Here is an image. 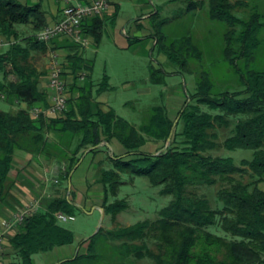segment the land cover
I'll return each instance as SVG.
<instances>
[{
  "label": "trees",
  "instance_id": "trees-1",
  "mask_svg": "<svg viewBox=\"0 0 264 264\" xmlns=\"http://www.w3.org/2000/svg\"><path fill=\"white\" fill-rule=\"evenodd\" d=\"M188 1L189 9L193 8L196 1ZM251 1L210 0L209 10L213 20L226 25L222 53L238 74L243 88L214 93L216 83L211 73L202 70L197 90L189 94L179 113L169 147L155 154L144 152L141 147L148 140L147 134L165 140L171 136L175 122L169 118L166 106L154 107L149 122L137 128L113 109L108 112L96 109L92 85L88 84L79 86L78 97L69 98L70 110L68 108L64 114L34 118L30 109L46 104L47 94L39 89L42 72L31 57L33 52H46L47 43L38 41L36 34L20 38L18 25H29L38 32L47 26L46 13L41 3L30 5L19 0H0V37L15 39L7 50L0 52V69L6 76L0 80V94L12 102L28 105L17 113L0 107V200L15 153L44 150L48 132L77 139L73 153L56 148L57 159L67 165L61 173L66 181L70 180L86 150L92 147L95 148L90 151L98 150L102 143L116 138L128 152L122 156L110 155L113 166L101 174L105 214L115 216L128 206L125 199L118 198L124 173L132 177L147 176L154 185L162 186L163 194L173 195L156 221L144 220L108 230L111 238L120 241L114 244L111 254L120 264L145 257L154 260V264H264V188L260 185L264 182V69L248 67L264 45V14L257 5L248 18L236 13L240 8H249ZM102 16L84 21L81 28L84 35L94 36L97 43L102 38ZM165 39L164 32L157 28L159 51L175 65L182 64L184 71L192 72L188 59L181 56L188 53L200 58L199 46L188 36L170 43ZM68 63L75 75V84L80 73L90 76L93 70V63L80 54L78 43L71 49ZM9 65L11 69L7 70ZM10 73L16 78L9 79ZM167 75L163 68L152 65L154 83L163 84ZM106 88H109L107 76L99 90ZM232 123L235 125L233 133L224 141V146L229 150H254L253 158L243 160L241 166L232 157L210 154L219 147L218 134L212 130L229 127ZM248 170L252 172V181L236 177ZM219 182L222 186L218 197L224 205L218 208H214L207 197L191 193L189 189ZM78 209L69 196L63 195L53 198L47 210L28 215L10 236V246L18 256L12 264H35V254L73 244L75 233L60 223L57 213L75 216ZM214 228L224 234L214 232ZM103 230L83 240L75 257L56 264H110L112 259L106 257V248L98 250L93 242ZM149 240L157 244L159 251L149 246ZM85 245L88 249L82 251Z\"/></svg>",
  "mask_w": 264,
  "mask_h": 264
},
{
  "label": "rangeland",
  "instance_id": "rangeland-1",
  "mask_svg": "<svg viewBox=\"0 0 264 264\" xmlns=\"http://www.w3.org/2000/svg\"><path fill=\"white\" fill-rule=\"evenodd\" d=\"M164 1L165 0H153V3L157 5ZM194 1H196L195 6L189 9L188 0H167L164 7L160 8L159 17L154 20L156 27L161 29L166 35L165 42L170 43L176 39L180 40L188 36L191 37L193 43L202 50L200 58L188 53H183L181 56L188 59L187 61L192 72L184 71V69H182V64L175 65L168 59V56L164 52L159 51L157 45L150 48L147 43H138L134 45L132 49H122L117 44L114 36L108 31L105 32L103 42L99 47L92 45L87 51L86 57L94 59L95 61L94 69L91 72L92 84L96 86L100 85L105 75H109L111 89L105 94L106 105L115 109L118 115L127 119L137 128L149 122L154 107L156 106L168 107L170 109L168 112L169 118L177 124L179 121V113L189 99V94L197 90L199 73L202 70L211 73L216 83L214 93L225 90L236 91L243 88L238 74L224 58L222 53L226 25L211 18L209 13L210 0ZM255 5H257L259 10L264 14V0H253L249 8H240L236 13L240 17L248 18ZM124 9L133 10L132 4L130 7L127 5L124 6ZM18 30L20 32V38L37 34L29 25H18ZM152 36L155 40L157 38V32L154 31ZM8 48V45L0 46V52H4ZM31 60L37 68H45L50 64L49 62H51V58L48 54L39 56L36 52L32 53ZM152 65L161 67L167 72V83L157 84L152 81ZM242 65L246 66V62L242 61ZM248 67L252 69H264V45L261 47L259 53H257L255 61L249 63ZM10 69L9 65L7 70ZM80 74L77 80L78 84H75L76 79L75 82H69L67 79L69 73H67V71L64 72V77L68 85L69 98L78 97L79 86L88 85L90 83L88 73L83 72ZM5 77V71L0 69V80H4ZM8 78L15 79L16 76L10 73ZM96 91L98 90H95V92ZM11 103L12 101L8 97L0 94V107L3 110L10 111L11 106H9V104ZM204 109L206 110L207 108L205 107ZM234 126V123H232L229 127H217L215 130H212V132L218 134L217 141L219 147L211 151L210 154L213 156L232 157L235 163L241 166L243 160H251L253 158L254 150H229L224 146V141L233 133ZM176 129L177 125H175L173 129L174 133ZM49 138H53V135L51 136L50 133ZM147 138L148 140L145 144H148L141 148V150L148 153H160L168 148L171 143H169L168 140L157 139L149 134H147ZM54 146L55 145L51 144L49 140L45 149L55 152L57 149H55ZM122 147L123 146L118 141L112 148H110L109 145L103 146L102 153L106 156L104 168L110 169L113 166L109 161V156L112 155L113 152L117 156L125 155L128 152V150L124 147L122 149ZM60 163L63 164L65 161L63 160V162ZM60 177L61 175H58V178ZM236 177L245 182L253 180L251 170H248L244 174H236ZM51 178H53L52 175L49 179ZM123 181L124 183L121 184L119 188L118 198L127 201L128 206L125 210L112 216L105 214L102 205V211L96 206H92L89 209L80 208L77 210L75 216L71 217L68 221H60L63 226L71 229L75 233L76 241L74 244L80 248V243L83 240L93 236L97 232L100 222L104 217L102 225L104 230L102 233L98 234L93 242L98 250L106 248V257L112 259L108 258L111 260L110 264L121 263L114 258L115 256L111 255L113 253L112 248L114 244L120 243V241L111 238L108 234V230L130 226L144 220L156 221L160 218V211L168 206L173 199V195L163 194L161 192L162 186L154 185L147 176L136 175L132 177L129 173H124ZM9 183L10 179L6 185V189L4 188L3 195L6 192V194L9 195ZM260 185L264 188V182ZM221 186L222 183L219 182L216 185L191 186L189 189L191 193L207 197L212 206L218 208L224 205L218 197V190ZM213 230L218 234H224L221 229L214 228ZM148 243L152 249L159 251V247L153 240H149ZM84 248H86V250ZM84 248H82V251H87L88 245H85ZM65 252L49 251L38 253L34 255V262L35 264H56L75 256V254L67 253L68 256L66 257L64 256L66 255ZM17 258L18 256L13 252L11 246L5 245L2 254V264H12ZM132 259H134V257H132ZM126 262L127 264H154V260L148 257L137 259L135 262L129 259Z\"/></svg>",
  "mask_w": 264,
  "mask_h": 264
},
{
  "label": "crops",
  "instance_id": "crops-1",
  "mask_svg": "<svg viewBox=\"0 0 264 264\" xmlns=\"http://www.w3.org/2000/svg\"><path fill=\"white\" fill-rule=\"evenodd\" d=\"M19 1L30 5L41 3L46 13L48 26L56 24L64 17V9L70 3H88L92 0ZM166 1L167 0H165L161 4L158 3L157 5H155L153 3V0H112L110 9L102 16L104 20V26L101 41L97 43L94 36L87 35L89 38V44H80V54H82L86 60L93 63L94 69L95 61L94 59L86 57L87 51L92 45H94L95 47H99L103 42L105 32L107 31L112 36H114L117 44L122 49H132L134 48V45L138 43H147L150 48L156 46L157 38L155 36L156 39L154 40L152 36L154 31L157 32V27L154 23V20L155 18L159 17L160 8L164 7ZM131 4L133 10L124 9V6L127 5L128 7H130ZM158 12L159 14H157ZM75 44L76 42H74L72 39L66 36H60L50 42H47L46 52L42 51L41 53V51H36V53L39 54V56L48 54L50 58L52 53H57L63 71H67V73H69V75H67V79L69 80V82H75V75L73 74L72 69L68 63V56ZM154 66L156 68H160L156 65ZM38 69L42 72V75L39 79V89L47 94L46 105H48L52 100V95L54 94V91L51 89L49 84L50 64H48L45 68L40 67ZM105 76L109 78V88L100 91L99 88L103 82L98 86L92 84V74L89 76V84L92 85L95 108L101 109L104 112H108L113 108L106 105L105 94L109 89H111V84L110 76ZM165 83H167V81H165L163 84ZM95 90H98L96 91L98 93H96ZM11 104H9V106H11L10 112L12 113H17L21 108H28V105L25 102H12ZM39 105L42 106L44 104ZM167 111H170L168 107ZM49 133L51 134V136L53 135V138H49ZM64 136L65 135L53 131L47 133L48 141L50 140V143L55 145V149H58V147H62L70 153H73L75 148L77 147V139H71L67 135L64 138ZM117 141L121 143L118 139L113 138L110 140V142L102 143L98 150L90 151L92 150V148L86 150V152L82 155L81 162L72 172L69 181H66L62 177L58 178V175H61L62 171L66 169L67 165L66 163L61 164L58 161L56 151L51 152L48 149L42 150L40 152L18 150L15 153L11 171L5 184L6 189V185L10 179L8 187L10 188V193L8 195L6 194V192L2 196L0 201V231H5V222L10 220V218L14 216V214L19 213L24 207L38 201L40 203L39 210H47L50 202L57 196H69L79 208L89 209L92 206H96L102 211L101 205H103L104 202L105 187L101 181V174L103 170L106 169L103 167L105 166L104 160L106 156L102 153V148L107 144H109L110 148H112L113 145L117 143ZM147 144H145L141 148L145 147ZM121 145L126 149V147L122 143ZM79 154L81 155V153ZM113 154L115 153L113 152ZM51 175L53 176V178L49 179ZM16 231L17 229L13 232L15 233ZM14 233H8L5 239V245L10 246V236ZM84 249L86 250V248ZM79 250L80 248H78L76 244L73 243L69 245L58 246L51 251H66V255L64 256L67 257V253L75 254L76 256Z\"/></svg>",
  "mask_w": 264,
  "mask_h": 264
},
{
  "label": "built area",
  "instance_id": "built-area-1",
  "mask_svg": "<svg viewBox=\"0 0 264 264\" xmlns=\"http://www.w3.org/2000/svg\"><path fill=\"white\" fill-rule=\"evenodd\" d=\"M112 0H92L91 2H76L70 3L64 9V17L53 25H48L42 30L38 31L36 38L41 42H50L60 36H66L72 39L74 42L81 45H88V36L82 33V24L84 21L102 16L110 9ZM15 39H6L0 37V46L10 45ZM49 84L54 91L51 102L46 105H36L30 109L34 118H40L41 116H60L68 110L69 105V93L67 81L64 77V71L61 63L59 62L58 54H51L50 62V78ZM39 203H35L24 207L19 213L12 216V218L5 222L6 230L0 231V264H2V254L5 247V239L8 233H14V230H18L19 226L24 222L25 218L37 211H39ZM71 217L63 212L57 213L59 221H68Z\"/></svg>",
  "mask_w": 264,
  "mask_h": 264
},
{
  "label": "water",
  "instance_id": "water-1",
  "mask_svg": "<svg viewBox=\"0 0 264 264\" xmlns=\"http://www.w3.org/2000/svg\"><path fill=\"white\" fill-rule=\"evenodd\" d=\"M175 125H176V122H175ZM173 133H174V130L172 131L171 136L168 138V142H169V143L172 141ZM107 145H109V144H107ZM94 148H95V147H92V149H94ZM70 191H71V185H70ZM103 219H104V217L102 218V220H101V222H100V225H99V227H98L96 233H98V232L100 231V229L102 228V225H103ZM96 233H95V234H96Z\"/></svg>",
  "mask_w": 264,
  "mask_h": 264
}]
</instances>
